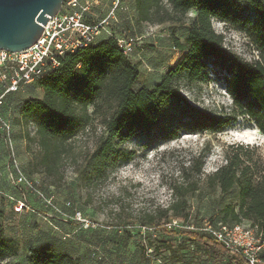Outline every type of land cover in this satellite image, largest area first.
I'll list each match as a JSON object with an SVG mask.
<instances>
[{
    "label": "rangeland",
    "instance_id": "rangeland-1",
    "mask_svg": "<svg viewBox=\"0 0 264 264\" xmlns=\"http://www.w3.org/2000/svg\"><path fill=\"white\" fill-rule=\"evenodd\" d=\"M101 6L97 14L104 16L107 8ZM241 7L242 15L254 21L252 10L243 0ZM127 14L133 17L113 29L117 34L124 29L133 38L129 58L138 66L136 87L150 89L160 81L161 74L182 59L185 52L176 49L173 41L174 38L185 41L194 12H188L181 21L140 23L135 20L129 2ZM125 15L119 13V19ZM212 24L223 35L227 48L245 60L258 58L255 45L244 32L228 28L219 20H213ZM206 64V80L192 83L183 78L177 80L182 99L168 100L158 113L155 126L116 146L101 179L87 178L85 168L86 156L102 130L99 120L93 121L85 135L80 132L68 141L67 151L49 170L41 162L36 133L28 131L16 110L17 103L41 97L42 90L29 85L17 94L13 106L3 109L11 124L14 159L10 156V144L0 137V227L14 248L0 257V264H27L33 247H51L68 253L77 264H151L138 246L141 232L138 226L145 224L147 213L157 212L169 204L171 187L181 167L201 150L204 164L199 191L186 195V206L179 215L169 211L166 216L157 217V222L185 216L199 222L211 219L213 213L221 212L229 202L236 204V189L221 195L218 188L207 185V177L225 162V154H232L237 145L242 144L253 157L264 160V133L249 117L240 114L229 115L234 119L215 131H191L196 111L216 116L232 111L223 70L211 59ZM77 211L95 227L80 226L73 219ZM161 238L157 255L165 264L213 263L207 257L206 248L188 240L186 234L166 233ZM168 238L169 241L163 242ZM96 249L98 255L93 256Z\"/></svg>",
    "mask_w": 264,
    "mask_h": 264
},
{
    "label": "trees",
    "instance_id": "trees-1",
    "mask_svg": "<svg viewBox=\"0 0 264 264\" xmlns=\"http://www.w3.org/2000/svg\"><path fill=\"white\" fill-rule=\"evenodd\" d=\"M128 1L135 20L140 23L181 21L192 10L194 16L187 27L185 41L180 42L178 38L173 41L174 47L185 53L177 64L161 74L160 81L150 89L136 87L138 66L122 52L113 37H101L60 57L57 67L30 84L39 87L42 96L27 98L16 105L20 119L26 124H35L41 162L47 169L50 170L67 151V142L80 132L85 135L97 119L102 130L86 156L85 168L88 170L87 178H103L116 146L155 126L158 113L168 100L182 99L177 80L183 78L192 83L208 78L207 59L223 70L232 111L225 116L196 111L191 131H215L240 114L249 117L264 133V0H243L252 10L254 21L242 15V0ZM213 20L244 32L255 45L258 58L245 60L227 48L223 35L214 30ZM14 99L8 98L5 107L13 106ZM201 152L181 167L171 187L169 204L157 212L147 213L142 225L160 224L157 217L166 216L169 211L179 215L186 206V195L199 191L204 164ZM207 185L218 188L221 195L237 190V203H227L221 212L213 213L210 220L237 223L252 219L264 231V160L259 156L253 157L242 144L237 145L232 154H225V162L207 177ZM166 233L186 234L188 240L206 248L207 257L214 264L222 263L228 257L227 252L210 238L174 230L159 235L155 243L149 239L156 253L158 240ZM140 240L141 235L138 236V246L147 260ZM167 241L169 238L163 239V242ZM13 249L0 227V257L13 252ZM27 264H77V260L51 247H33L29 250ZM225 264L244 262L228 257Z\"/></svg>",
    "mask_w": 264,
    "mask_h": 264
},
{
    "label": "built area",
    "instance_id": "built-area-1",
    "mask_svg": "<svg viewBox=\"0 0 264 264\" xmlns=\"http://www.w3.org/2000/svg\"><path fill=\"white\" fill-rule=\"evenodd\" d=\"M101 5L107 8L104 16L97 14ZM128 11V0H64L59 10L48 16L40 36L33 44L17 51L0 49V137L10 144L12 159L15 158V152L11 144V124L2 111L8 98L24 92L30 84L57 67L60 57L94 43L101 37L115 38L122 52L129 57L134 47L133 38L124 29L120 30V34L113 29L116 24L133 17L127 14ZM119 13L126 14L122 20L119 19ZM26 127L32 134L36 133L32 122L27 123ZM73 219L84 229L95 227L78 211ZM138 228H141L140 244L151 264L165 263L158 257L149 239L155 243L159 235L169 230L206 236L223 248L229 258H239L244 264H264V231L252 221L230 223L203 219L194 222L188 216L170 218L160 224L140 225ZM97 251H93L92 255H98ZM228 257L219 264H225Z\"/></svg>",
    "mask_w": 264,
    "mask_h": 264
},
{
    "label": "water",
    "instance_id": "water-1",
    "mask_svg": "<svg viewBox=\"0 0 264 264\" xmlns=\"http://www.w3.org/2000/svg\"><path fill=\"white\" fill-rule=\"evenodd\" d=\"M64 0H0V49L22 50L40 36Z\"/></svg>",
    "mask_w": 264,
    "mask_h": 264
}]
</instances>
